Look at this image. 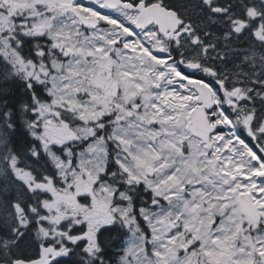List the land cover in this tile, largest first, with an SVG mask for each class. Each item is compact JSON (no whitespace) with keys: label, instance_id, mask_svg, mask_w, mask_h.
<instances>
[{"label":"flooded vegetation","instance_id":"1","mask_svg":"<svg viewBox=\"0 0 264 264\" xmlns=\"http://www.w3.org/2000/svg\"><path fill=\"white\" fill-rule=\"evenodd\" d=\"M0 3L12 9L8 40L16 64L34 69L20 82L34 96L25 108L60 96L44 148L55 151L60 201L86 221L56 248L57 257L110 264L103 233L91 243L90 232L125 217L121 209L146 235L144 211L164 201L149 183L167 156V168L188 161L200 170L205 163L217 176L219 167L234 184L214 198L226 202L216 217L232 212V231L253 235V243L264 237V0ZM68 68L77 70H70L74 81ZM40 69L58 74L59 90ZM160 90L173 91L165 99L169 114L159 109ZM85 167L90 172H81ZM113 237L118 248L120 232Z\"/></svg>","mask_w":264,"mask_h":264},{"label":"rangeland","instance_id":"2","mask_svg":"<svg viewBox=\"0 0 264 264\" xmlns=\"http://www.w3.org/2000/svg\"><path fill=\"white\" fill-rule=\"evenodd\" d=\"M9 9L12 10L0 3V44L7 42L9 37ZM60 18L63 16L56 17L62 21ZM40 25L43 27L41 32H48L47 26L35 20L34 27L39 29ZM0 56L3 60H0V75H10L12 70L24 74L27 79L33 75V65H17L9 47L1 46ZM55 69H59V64ZM70 70L75 69L66 70L69 81H74ZM39 71V77L47 78L52 83V88L59 90L58 74L43 69ZM169 93V90H160L157 94L161 104L159 109L166 114H169L166 109L169 102L165 99ZM170 94H173L172 90ZM54 95V104L36 103L28 107L32 115L27 113V120L32 119L31 126H35L32 128V136L42 147L51 146L46 129L56 119V98L60 97L57 93ZM176 100L175 96L173 102ZM12 127L9 115L0 112V221L9 230L8 233L12 232L13 235L16 232L23 235L27 227L34 224L37 228V241L42 244L51 242L55 248H64L69 237L82 232L78 224L84 223L86 218L71 216L58 197L55 177L37 164L35 150L14 153ZM47 150L57 166L54 150L52 147ZM167 163L169 164L168 156L159 167L158 178L149 183L154 186L155 192L158 190L164 201H160V205L152 212L144 211V219L150 227L146 235L138 230L136 218L127 214L128 209L120 210L125 217L113 216L111 219L112 224L109 226L124 224L128 229V235L118 248L117 264H264V237H260L261 233L256 235L257 243H253V235L232 231L235 226L232 212L216 217L226 202L222 203L214 198L219 195L222 198L234 184L228 182L226 176L218 174L220 168L214 170L217 171V176H214L212 169L207 168L205 163L200 170L191 169L188 161L181 165H170L169 168ZM81 172H90V169L81 168ZM215 178L219 179V183L215 182ZM190 181L193 185L186 187L185 184ZM226 187L229 189L227 192ZM41 190V196L47 193L50 199L40 201L34 193ZM112 209L119 211L118 207ZM93 220L91 218L88 223L92 224ZM101 225L103 224L94 225V230L90 232L91 243L97 231L104 228ZM9 240L7 236L0 234V259L12 255L14 244Z\"/></svg>","mask_w":264,"mask_h":264},{"label":"trees","instance_id":"3","mask_svg":"<svg viewBox=\"0 0 264 264\" xmlns=\"http://www.w3.org/2000/svg\"><path fill=\"white\" fill-rule=\"evenodd\" d=\"M26 81L28 80L22 78L18 74L8 75L3 73V75H0V112L9 115L11 125L13 126L11 141L14 144V151L18 152L21 151L20 149L31 148L35 144V149L39 151L40 155L39 160L37 161L54 175V167L50 159L43 153L42 147H40L39 143L33 137H31L32 135L26 127L30 119L27 120V114L24 110V101L28 99L30 100V98L33 97L30 96L24 85L20 84V82ZM25 116L26 120H24ZM47 198L48 194H44L38 199L42 201ZM114 230V227H106L102 230V240L106 251L109 252L110 255L116 245V240L113 237V232H115ZM8 232L9 230L0 221V234L7 236L8 240L10 238L9 241L14 244L12 248V255L0 260L14 261L15 259L20 258L32 259L39 255L40 245H38V243L41 244V241H37L35 239L37 228L34 224L28 226L26 232L23 235H19V232H16L14 235L12 232ZM46 244L52 243L49 242ZM53 264H74V262L68 259V257H64L59 258Z\"/></svg>","mask_w":264,"mask_h":264},{"label":"water","instance_id":"4","mask_svg":"<svg viewBox=\"0 0 264 264\" xmlns=\"http://www.w3.org/2000/svg\"><path fill=\"white\" fill-rule=\"evenodd\" d=\"M151 174V172H150ZM54 248L51 246H42L41 256L33 260L19 259L12 264H52L55 256H52ZM6 264V263H4Z\"/></svg>","mask_w":264,"mask_h":264},{"label":"bare ground","instance_id":"5","mask_svg":"<svg viewBox=\"0 0 264 264\" xmlns=\"http://www.w3.org/2000/svg\"><path fill=\"white\" fill-rule=\"evenodd\" d=\"M56 71V70H55ZM147 94V93H146ZM146 96V95H145ZM22 105H24V104H22ZM3 110V109H2ZM9 215V214H8Z\"/></svg>","mask_w":264,"mask_h":264}]
</instances>
